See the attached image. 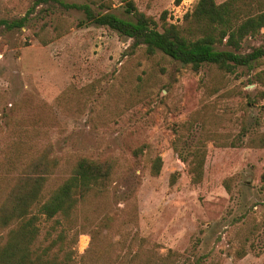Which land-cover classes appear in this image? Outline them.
Returning <instances> with one entry per match:
<instances>
[{"label": "rangeland", "instance_id": "obj_1", "mask_svg": "<svg viewBox=\"0 0 264 264\" xmlns=\"http://www.w3.org/2000/svg\"><path fill=\"white\" fill-rule=\"evenodd\" d=\"M64 1L127 16L128 0ZM131 1L159 24L168 12L176 25L198 2ZM25 16L23 28L0 29V202L40 155L60 158L46 191L78 157H114L110 192L91 196L70 232H79L76 264H264V148L249 143L264 134V84L256 80L264 64L195 72L162 52L133 54L129 38L85 23L83 12L0 0V20ZM261 44L264 35L243 51ZM197 113L203 131L222 134V144L207 142L201 183L179 158L193 143L182 125Z\"/></svg>", "mask_w": 264, "mask_h": 264}, {"label": "trees", "instance_id": "obj_2", "mask_svg": "<svg viewBox=\"0 0 264 264\" xmlns=\"http://www.w3.org/2000/svg\"><path fill=\"white\" fill-rule=\"evenodd\" d=\"M180 2L177 0V4ZM41 5H46L47 9L83 12L85 23L108 27L129 38L133 54L141 48L149 55L162 52L195 72L210 67L220 73L234 74L241 67L252 71L264 64V44L243 51L247 40L264 35V0H227L221 4L216 0H198L185 14L181 25L168 22V12H164L162 24H159L131 0L127 1V16L97 10L89 3L33 0V9ZM27 21V16L3 19L0 20V29H20ZM256 80L264 84V71L257 74ZM200 117L197 113L182 125L193 143L188 144L186 156L179 152V158L188 165L194 183H201L204 178L207 142L216 139L217 144H222L218 142L222 134L216 130L203 131L207 124ZM194 130H198L196 135ZM249 143L264 148V134L252 137ZM142 154L143 148L135 149L134 162ZM59 163V157L40 155L9 185L0 202V264H76L75 245L79 232L72 236L70 232L91 196L103 198L108 195L117 163L114 157L100 160L80 156L69 176L54 189L46 191ZM163 163L161 156L153 160L151 173L154 176L160 175ZM178 175V172L173 175L172 185ZM46 223L51 226L42 240Z\"/></svg>", "mask_w": 264, "mask_h": 264}]
</instances>
